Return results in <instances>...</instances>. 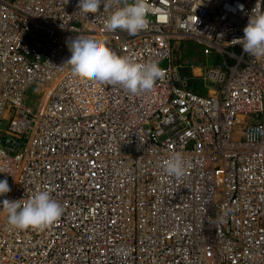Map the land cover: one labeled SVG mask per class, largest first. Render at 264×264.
<instances>
[{
	"label": "built area",
	"instance_id": "1",
	"mask_svg": "<svg viewBox=\"0 0 264 264\" xmlns=\"http://www.w3.org/2000/svg\"><path fill=\"white\" fill-rule=\"evenodd\" d=\"M147 3L149 27L129 35L104 31L117 4L86 17L78 0H0V202L47 189L64 208L44 230L0 210V264H264V58L238 40L264 0ZM179 35L221 62L177 61ZM76 36L165 76L141 95L74 79ZM175 152L189 162L180 179L163 169Z\"/></svg>",
	"mask_w": 264,
	"mask_h": 264
},
{
	"label": "clouds",
	"instance_id": "2",
	"mask_svg": "<svg viewBox=\"0 0 264 264\" xmlns=\"http://www.w3.org/2000/svg\"><path fill=\"white\" fill-rule=\"evenodd\" d=\"M110 10L113 4L118 7L104 22V31L115 32L117 29L126 31L129 35H137L149 27V5L147 0H78L77 8L85 15L96 14L101 7ZM243 9V5L239 6ZM244 36L241 39L242 49L245 53L256 58H264V10L254 8L249 16L247 26L243 29ZM182 39H194L190 36L179 35L169 41L171 53L177 54V61H197L203 64L198 57H182L178 43ZM207 55L206 64H219V53L211 48ZM71 53L70 58L64 63L69 66L71 76L74 79L119 85L127 93L141 95L151 91L156 82L165 76V71L159 66L158 60L146 63H137L128 56H120L107 46L106 41H96L83 36H76L67 42ZM63 65V66H64ZM62 67V66H61ZM207 83L201 75H195L190 81V87L202 94H207ZM33 85L36 93L31 95L32 100L41 95L37 85ZM38 90V91H37ZM29 95V93L27 92ZM189 162L180 152H175L163 161L164 172L177 179L186 175ZM11 191L7 179L0 180V196ZM0 210L7 213L8 225L16 230H44L57 222L64 212L63 206L52 198L49 190H38L26 200H8L0 202Z\"/></svg>",
	"mask_w": 264,
	"mask_h": 264
},
{
	"label": "rangeland",
	"instance_id": "3",
	"mask_svg": "<svg viewBox=\"0 0 264 264\" xmlns=\"http://www.w3.org/2000/svg\"><path fill=\"white\" fill-rule=\"evenodd\" d=\"M179 51L181 52L182 57H198L202 60L203 64L205 65L207 63V55L202 52L201 44L198 41H195L193 39H182L178 43ZM27 92L29 95H35L36 90L33 85L29 86L27 88ZM199 92H202L199 90ZM6 123V119L3 118L0 120V126H4Z\"/></svg>",
	"mask_w": 264,
	"mask_h": 264
}]
</instances>
